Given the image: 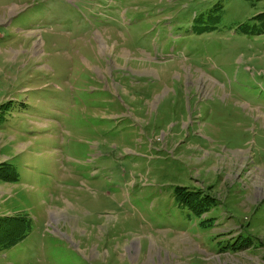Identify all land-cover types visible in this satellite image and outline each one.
Returning a JSON list of instances; mask_svg holds the SVG:
<instances>
[{
  "label": "rangeland",
  "instance_id": "obj_1",
  "mask_svg": "<svg viewBox=\"0 0 264 264\" xmlns=\"http://www.w3.org/2000/svg\"><path fill=\"white\" fill-rule=\"evenodd\" d=\"M261 16L0 0V264H264Z\"/></svg>",
  "mask_w": 264,
  "mask_h": 264
},
{
  "label": "trees",
  "instance_id": "obj_2",
  "mask_svg": "<svg viewBox=\"0 0 264 264\" xmlns=\"http://www.w3.org/2000/svg\"><path fill=\"white\" fill-rule=\"evenodd\" d=\"M256 20L259 22V20H264V16H261L260 18H256ZM193 197L196 196L195 194L192 195ZM184 199L183 203H187L189 205L194 204V199ZM205 202V201H204ZM203 201L200 202V209L198 210V214H204V211H206ZM191 208H193L191 206ZM194 207L193 209H195ZM31 229L30 223L28 220H25L24 218L20 217H0V251H4L6 249H10L20 242H22L29 234V231Z\"/></svg>",
  "mask_w": 264,
  "mask_h": 264
}]
</instances>
